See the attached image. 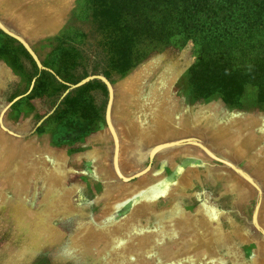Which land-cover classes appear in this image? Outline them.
Listing matches in <instances>:
<instances>
[{"label":"rangeland","instance_id":"rangeland-1","mask_svg":"<svg viewBox=\"0 0 264 264\" xmlns=\"http://www.w3.org/2000/svg\"><path fill=\"white\" fill-rule=\"evenodd\" d=\"M119 14L0 0V264H264V107Z\"/></svg>","mask_w":264,"mask_h":264},{"label":"trees","instance_id":"trees-1","mask_svg":"<svg viewBox=\"0 0 264 264\" xmlns=\"http://www.w3.org/2000/svg\"><path fill=\"white\" fill-rule=\"evenodd\" d=\"M131 37L148 53L191 40L197 61L190 80L201 98L264 107V0H114ZM141 40V43H139Z\"/></svg>","mask_w":264,"mask_h":264},{"label":"bare ground","instance_id":"bare-ground-1","mask_svg":"<svg viewBox=\"0 0 264 264\" xmlns=\"http://www.w3.org/2000/svg\"><path fill=\"white\" fill-rule=\"evenodd\" d=\"M38 229V228H37Z\"/></svg>","mask_w":264,"mask_h":264}]
</instances>
